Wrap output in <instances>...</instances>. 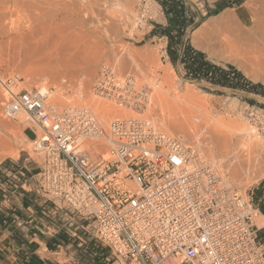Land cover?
Here are the masks:
<instances>
[{
	"label": "built area",
	"instance_id": "2783aa9c",
	"mask_svg": "<svg viewBox=\"0 0 264 264\" xmlns=\"http://www.w3.org/2000/svg\"><path fill=\"white\" fill-rule=\"evenodd\" d=\"M139 19H150L146 7ZM0 87L4 119L26 118L25 134L34 133L36 194L86 223L116 263L264 264L250 196L213 168L194 166L188 147L150 119L102 125L89 109L53 106V88L19 73L0 75ZM92 91L132 111L150 102L107 65Z\"/></svg>",
	"mask_w": 264,
	"mask_h": 264
},
{
	"label": "rangeland",
	"instance_id": "374dc122",
	"mask_svg": "<svg viewBox=\"0 0 264 264\" xmlns=\"http://www.w3.org/2000/svg\"><path fill=\"white\" fill-rule=\"evenodd\" d=\"M220 1L221 0L213 2L210 0H185L186 5L194 14L193 17L195 21V26L190 27L187 31L184 40L185 44H190L194 49L203 52L214 64L223 68L233 66L252 83L264 85V78H258L254 72H251V70L248 71L247 67L245 68L246 70H243V68L237 64L228 62L214 54L211 55L212 53L210 54L209 51H206L203 47L200 48L203 42V40H201L203 35L199 36L197 39L202 41L200 47L197 40L196 44L193 42L195 31L201 32L203 29L207 28L208 23L217 19L225 12L231 13V16L235 19L237 24L245 25L248 28H253L256 24L264 25V0H246L243 3L237 2L225 9H220L217 6ZM131 2L134 15L129 19L127 24L121 23L123 26L126 25L121 27V24L111 21L104 10L95 9L94 13L89 11L90 9L85 0H0V75L19 73L32 85H45L53 88L54 94L52 95L50 103L60 108H75L83 104L80 103L83 99H78V94H85L84 97L87 99L114 106V103L103 98H98L92 91L93 84L100 68L103 65H111L110 67L114 68L117 74H120V77L127 76V74H135L136 76L138 75L137 77H141L140 73L138 74L140 67H142L141 70L145 72L147 64L150 67L151 63V71H154L155 68L158 70L159 76L157 77V81L162 82V77H165V73L169 74L170 80H168V82H170L169 84L168 82H165V84L163 82L164 87L162 93L169 94L170 96L168 95L167 97L172 101H175L176 97H180L183 100H187L188 103L194 107L205 109L206 112H201L200 116L202 118H204V113H207V111L211 112L212 118L216 120L223 117L238 120L243 116V122H246L244 118L252 113L262 119L264 118V99L261 97L246 95L240 92L233 93L230 91H224L225 94L223 95H214L205 90L209 89L208 86L199 85L186 80L183 68L181 66H173L170 61L167 53L168 41L164 38L156 37L153 34L156 28H165L168 25V20L160 2L156 0H132ZM143 7H146L148 17L150 18L147 22H141L139 19L140 11ZM100 10L102 12H100ZM12 22L17 23V28L12 25ZM113 23L115 25H113ZM117 24H119V26ZM112 28L118 32L114 34ZM28 33L43 39L45 44L50 45V49L48 47L44 49V51L41 52L42 56L40 57V55H38L39 58L36 59V61L25 63L22 59L18 58L19 45L16 44L17 41L15 37L17 34ZM63 41L71 47L68 51V54L70 53L69 56L64 51H61L62 55H57V44L55 43L58 42L59 44V42L61 43ZM77 45H80V47L78 48ZM62 52H64V56ZM135 52H138L137 55ZM140 53L148 56L144 59L145 61L143 58H139L138 54ZM151 55L155 58L154 60L150 57ZM149 57L153 60L152 62ZM119 58H121V60H119ZM133 62L134 64H132ZM117 64H119V66ZM156 64L158 65L156 66ZM125 65L129 67L125 68ZM87 71H89L90 74H87ZM134 71L136 72L134 73ZM146 73H148V68ZM211 91L214 90L211 89ZM149 92L152 93L151 91ZM62 93L65 96L64 99L61 97ZM191 94L195 95V97H192ZM3 96L4 93L0 87V121L7 125L9 129L11 128V132H9L10 130H6L0 133V168L14 165L13 163L25 159L27 160L26 163L28 166H32L39 170L41 165L40 157L34 153L33 144L25 141L20 132L21 129L24 127L27 129L30 125L26 121V118H21L17 122L4 119L2 116ZM154 97L150 98V100H153L149 102L147 107L141 108L140 111L135 112L124 108L125 113L136 117H139L137 113H143L144 115L140 118L150 119L160 131H168V134H165L179 139L188 147L191 153H193L195 159L200 161H213L220 176H223L222 178H224L227 183H230L234 190L247 198L262 180L257 184L250 185L248 181H246L245 176H241V181L233 182V176L230 174V172L232 173L234 170L233 160L230 159L233 157H225L223 155L225 158H222V155L213 149L216 144L212 140L207 142L203 141V135L200 138L201 134H203L202 132L197 133L196 130L194 132L190 130L191 132L184 135V133L182 134V132L178 130L177 132L175 130L173 131V129H166L163 125L161 126V121L158 116L160 117L162 111L160 112V110L156 108L157 106L155 103L152 104L153 101L155 102ZM245 99H253L256 105L249 104ZM177 103L179 102L177 101ZM185 106L187 105L185 104ZM197 112L200 113L199 111ZM95 113L97 112L94 110V115L97 117ZM169 114L170 113L166 110L163 115L167 116ZM99 116L98 114V117ZM170 116H172V113ZM170 116L168 117L172 120ZM178 116L179 119H177ZM118 118L122 119V114L114 119L106 117L103 118V120L108 122L106 124H110ZM174 119H176V123L177 120H181L179 121L181 123L184 121L182 120V116L180 117L178 114L177 116L175 115ZM174 119L172 121H174ZM175 122L172 123L175 124ZM198 122H196V124H198ZM184 128L185 127L182 126L183 130ZM13 132L14 134L11 135L10 133ZM26 136L30 139L35 137L32 131H28ZM8 144H12L13 147H7ZM102 149H104V147ZM11 153H13V155H11ZM37 180L35 181V189L37 188ZM245 184L249 185L247 186ZM8 185L11 186L10 184ZM238 186H240V188ZM0 192L2 191L0 190ZM58 205L62 207V204L58 203ZM255 218L256 214L253 217V222ZM58 223L59 225L63 224L62 220H58ZM253 225L255 229L264 227V225L258 227L254 223ZM100 253H104L103 258L101 257V259L104 260L100 262L97 261L96 264H119L116 263V260L105 249L100 251ZM106 259H108V261H106Z\"/></svg>",
	"mask_w": 264,
	"mask_h": 264
},
{
	"label": "bare ground",
	"instance_id": "6f19581e",
	"mask_svg": "<svg viewBox=\"0 0 264 264\" xmlns=\"http://www.w3.org/2000/svg\"><path fill=\"white\" fill-rule=\"evenodd\" d=\"M85 1L90 9L89 11L94 13L95 9H102L107 13L106 15L108 16V18L110 17L111 21H113L114 23L127 24L129 22V19H131V17L134 15L132 2H131L132 0L131 1L130 0H85ZM210 1L213 2L216 0H210ZM100 12L102 11L100 10ZM114 23L113 25H115ZM119 24L117 25L119 26ZM12 25L15 26V28H17V23L12 22ZM122 26L123 25L121 24V27ZM112 31L114 34L118 32L113 28H112ZM194 34H195V38L193 42L196 44V42L198 41L199 47L202 41L197 40V39L199 36L203 35L201 39L203 40V42L200 48L202 47L205 48V50L209 51L210 54L212 53L211 55L214 54L218 57L223 58L224 60L228 62L235 63L238 66L242 67L243 70L247 67L248 68L247 70L248 71L251 70V72H254L258 78H261V79L264 78V25L256 24L253 28H248L245 25L237 24L235 19L231 16V13L225 12L217 19L208 23L207 28L203 29L201 32L195 31ZM15 40L17 41L16 44L19 45L18 58L22 59V61H24L25 63L36 61V59L39 58L38 55H40L41 57L42 56L41 52H43L44 49H47V47L48 48L50 47L49 44H45V41L43 39H40L39 37L34 36V34H30V33L20 34V35L17 34L15 37ZM64 41L61 43L59 42V44L58 42L55 43L57 44L56 48H57L58 56L61 54V51H64L65 53L68 54V51L71 48L67 43H64ZM79 47L80 45L78 46V48ZM64 52H62L63 56L65 55ZM69 55L70 53L68 54V56ZM138 55H139V58H143V60L148 57L146 54H145L146 56L142 55L141 53ZM150 57L153 60L155 59L152 57V55ZM150 57L149 59L152 62L153 60ZM119 60H121V58H119ZM132 64H134V62ZM117 65L119 66V64ZM157 65L158 64H156V66ZM126 67H129V66L125 65V68ZM146 67L148 68L149 74L146 73L147 68H145L146 70L145 72L141 70L142 67H140L139 72L136 70L138 74L140 73L141 77H137L138 75L136 76L135 74L134 75L127 74V76L124 74L125 75L124 77L123 76L120 77V74L119 75L117 74V77L120 80H123L127 83L134 84L137 87V89L141 93L144 94V96L149 97V100L150 98L155 96L154 97L155 102L153 101L152 104L155 103V105L157 106L156 108L159 109L160 112L162 111V113H160L161 114L160 117L158 116V118L161 121L160 122L161 126L163 125L166 129H169V130L173 129V131L178 130L179 132H182V134L184 133V135L191 131L194 132L195 130L197 133L202 132L203 134H201L200 138L203 135L202 137L203 141L207 142L209 140H212L216 144L213 149L216 150L218 153H220L222 155V158L224 156L233 157L230 159L233 160L232 162L234 164V170L232 171V173L229 171L230 174H232L231 176H233L232 177L233 182L241 181L242 179L240 178L241 176H245L246 181H248L250 185L257 184L261 180L264 179V118L262 119L259 116H256L255 114L252 113V114L247 115V117L244 116L245 117L244 121L246 122H243V116L240 119L237 118L238 120H234L232 118H224V117L220 119L217 118L218 120H216L215 118L214 119L212 118V113L209 111H207L208 114L204 113V116L202 115L204 118H202L200 115H201V112H206L205 109L194 107L190 105L187 100H183L180 97H176V100L180 103L179 104L177 103L176 100L175 101L170 100L167 97L169 94L167 95V94L162 93L163 87H164L163 82L165 84V82H168V80H170L168 73H165L166 74L165 77H162L163 81L160 82V81H157V77L159 76L157 72L158 70L155 68L154 71H151L152 69L151 63H150V67L148 66V64ZM136 71H134V73ZM87 74H90L89 71H87ZM148 90L151 91L152 93H150ZM84 96L85 94H78L77 97L78 99H83L80 102L83 104L75 108H86V109H89L93 114L95 110V112H97L95 113L97 117L95 115L94 116L102 125L104 123H108L105 120H103V118H106V117L114 119V118L119 117L122 114L123 116L122 119L118 118L115 120H128V119H138L144 115L143 113L142 114L137 113L139 117H136L133 115L131 116L130 114L127 115L125 113V109L122 107L116 106L115 104L113 106V105L106 104L103 102L93 101L92 99H87ZM191 96L195 97V95H192V94ZM61 97L64 99L65 96L63 95V93L61 94ZM185 104L187 106H185ZM166 110L170 114L172 113V116H170V114L167 116H164L163 114L166 112ZM197 111H199L200 113H198ZM98 114L100 115L99 116L100 118L98 117ZM174 114L176 116L177 114L180 115V117L182 116L183 118L182 120L184 121L181 123L179 122L181 120L179 121L177 120V123L179 122L177 124L175 122L176 119H174L175 118ZM168 116L172 117V120L174 119V121H172L171 118H169ZM177 119H179V116ZM1 122L2 121H0V133L11 129V128L9 129L7 125ZM172 122H175V124ZM196 122H198V124H196ZM182 126L185 127L184 130L182 129ZM25 130H26V127L20 130L22 137L25 141L32 144L33 140H30L28 136L25 135ZM9 132H11V130ZM167 132H163V133H167ZM10 134L12 135L14 134V132ZM7 147L11 148L13 146L12 144H8ZM11 155H13V153H11ZM192 163L194 164V166L197 165L200 167L201 166L211 167L218 172L213 161H200L198 159H195V157H192ZM222 175H223V172H222ZM228 184L230 185V183ZM240 186L238 187L240 188ZM253 223L258 227H262L264 225V217L260 214L259 215L256 214V218Z\"/></svg>",
	"mask_w": 264,
	"mask_h": 264
},
{
	"label": "crops",
	"instance_id": "0c3cea01",
	"mask_svg": "<svg viewBox=\"0 0 264 264\" xmlns=\"http://www.w3.org/2000/svg\"><path fill=\"white\" fill-rule=\"evenodd\" d=\"M26 162L22 159L0 168V186L11 184L3 186L5 193L0 192V264H96L104 260L103 249L86 223L36 194L39 170ZM256 230L259 235L264 227Z\"/></svg>",
	"mask_w": 264,
	"mask_h": 264
},
{
	"label": "trees",
	"instance_id": "16d2710c",
	"mask_svg": "<svg viewBox=\"0 0 264 264\" xmlns=\"http://www.w3.org/2000/svg\"><path fill=\"white\" fill-rule=\"evenodd\" d=\"M156 1L160 2L163 7L168 25L165 28H156L153 34L168 41L167 53L170 61L173 66L183 68L186 80L208 86L209 89L205 90L214 95H223L225 94L224 91H230L264 99V85L252 83L233 66L223 68L214 64L203 52L194 49L190 44H185L184 40L188 29L195 26L194 14L186 5L185 0ZM245 1L221 0L217 6L220 9H225L237 2L243 3ZM245 101L251 105H256L253 99H245ZM252 192L249 194L252 203L264 215V180ZM259 239L263 241L264 231L259 232Z\"/></svg>",
	"mask_w": 264,
	"mask_h": 264
},
{
	"label": "snow or ice",
	"instance_id": "6c2138e0",
	"mask_svg": "<svg viewBox=\"0 0 264 264\" xmlns=\"http://www.w3.org/2000/svg\"><path fill=\"white\" fill-rule=\"evenodd\" d=\"M177 163H179V161H177Z\"/></svg>",
	"mask_w": 264,
	"mask_h": 264
}]
</instances>
